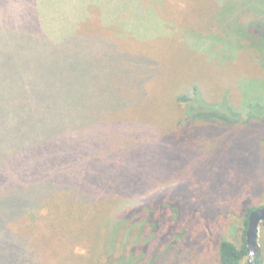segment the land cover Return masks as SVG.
<instances>
[{
	"label": "rangeland",
	"instance_id": "obj_1",
	"mask_svg": "<svg viewBox=\"0 0 264 264\" xmlns=\"http://www.w3.org/2000/svg\"><path fill=\"white\" fill-rule=\"evenodd\" d=\"M48 21L61 41H90L84 126L0 169L10 202L21 187L41 199L8 222L0 264L18 260L12 239L22 264H220V241L242 244L244 206L264 207V0H51ZM155 189L179 200L162 219L173 227L114 251L124 207ZM258 244L264 258V225Z\"/></svg>",
	"mask_w": 264,
	"mask_h": 264
},
{
	"label": "trees",
	"instance_id": "obj_2",
	"mask_svg": "<svg viewBox=\"0 0 264 264\" xmlns=\"http://www.w3.org/2000/svg\"><path fill=\"white\" fill-rule=\"evenodd\" d=\"M48 2L51 3V0H32V3L30 0H0V169L4 164L16 163L15 160L20 164L19 155H24L23 159L26 160L31 156L29 151L52 146L63 137L80 132L84 126V107L80 106L78 100V63L83 55L80 52L81 41L89 40L75 33L68 34L63 41L58 39L48 21ZM51 17L53 21L62 22L63 7L56 6ZM92 50L84 54L88 62L93 56ZM103 51L99 54H105ZM194 94L197 95L196 90ZM86 97H90L89 92ZM179 101L189 107L192 99L181 97ZM239 118L238 115L234 123H243ZM209 122L222 126L215 119ZM22 188H19L13 202H10V194L6 191L0 194V236H7L9 221L27 214L28 204L33 202L31 206H38L41 202L31 188ZM167 204L175 207L172 210L174 215L181 212L179 200L173 199L168 190L155 189L148 200L126 205L119 221L125 231V241L120 243L114 240V251L128 252L129 246L146 243L150 236L146 235L145 239V235H140L145 233V228L150 229L152 235L159 228H172L173 223L170 225L168 219L162 220L171 217L170 208L165 209ZM246 206L242 244L239 247L230 241H220V264H244L247 259L245 235L249 216L264 207ZM154 217L157 221L153 220L155 224L149 225V219ZM166 238L167 234L160 237V242L164 243ZM10 243L11 247L16 246L19 255L13 263H25V245L21 246L13 239ZM132 250L134 254L136 251ZM2 254L3 259L8 258ZM146 258L147 254L136 262H143ZM256 264H264L261 252Z\"/></svg>",
	"mask_w": 264,
	"mask_h": 264
},
{
	"label": "water",
	"instance_id": "obj_3",
	"mask_svg": "<svg viewBox=\"0 0 264 264\" xmlns=\"http://www.w3.org/2000/svg\"><path fill=\"white\" fill-rule=\"evenodd\" d=\"M262 225H264V208L252 212L249 216V225L245 235L248 264H256L260 253L258 238Z\"/></svg>",
	"mask_w": 264,
	"mask_h": 264
}]
</instances>
